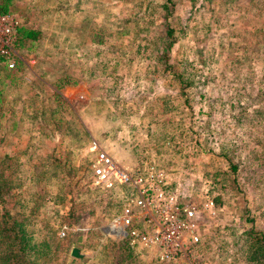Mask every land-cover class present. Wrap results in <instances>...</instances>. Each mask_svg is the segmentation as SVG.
<instances>
[{"label": "rangeland", "instance_id": "obj_1", "mask_svg": "<svg viewBox=\"0 0 264 264\" xmlns=\"http://www.w3.org/2000/svg\"><path fill=\"white\" fill-rule=\"evenodd\" d=\"M10 9L38 34L19 39L14 68L0 67L9 187L0 214L40 244L38 263L84 264L69 251L86 233L97 254L129 252L103 233L123 189L91 186L95 139L128 167L162 163L184 194L209 189L218 210L202 226V251L246 264L250 226L264 230V0H12Z\"/></svg>", "mask_w": 264, "mask_h": 264}, {"label": "built area", "instance_id": "obj_2", "mask_svg": "<svg viewBox=\"0 0 264 264\" xmlns=\"http://www.w3.org/2000/svg\"><path fill=\"white\" fill-rule=\"evenodd\" d=\"M21 27L18 13L0 11V67L16 66ZM88 148L91 186L109 195L123 189L104 235L124 240L136 252L151 251L166 264H215L201 248L202 226L213 223L218 210L209 189L184 194L173 186L168 168L156 160L128 167L95 139Z\"/></svg>", "mask_w": 264, "mask_h": 264}, {"label": "trees", "instance_id": "obj_3", "mask_svg": "<svg viewBox=\"0 0 264 264\" xmlns=\"http://www.w3.org/2000/svg\"><path fill=\"white\" fill-rule=\"evenodd\" d=\"M12 0H0V11L10 9ZM20 38H35L38 32L31 28H20ZM2 106L0 103V114ZM1 167V165H0ZM3 170L0 168V196L3 191L9 188L2 181ZM2 181V182H1ZM251 244L247 249L246 264H264V230H256L251 225ZM40 244L34 242L26 234L22 221H19L13 214L4 210L0 214V264H39L38 256L43 253L39 248ZM33 255V257H31Z\"/></svg>", "mask_w": 264, "mask_h": 264}, {"label": "crops", "instance_id": "obj_4", "mask_svg": "<svg viewBox=\"0 0 264 264\" xmlns=\"http://www.w3.org/2000/svg\"><path fill=\"white\" fill-rule=\"evenodd\" d=\"M87 236H88V233H86L84 236V245L83 244H80V245L72 244L70 246V250L74 245L80 248V251L83 254L82 257L77 258V257L72 256L71 254L70 256L74 258L75 260L84 259V264H128V261H132L134 259L136 260L137 264H145V263L161 264L155 256H154V260H152L151 258H147V254H144V256H142L144 258H141V259L138 258V257H141V255L136 254L137 252L134 251L133 249H129V247H128L129 252L128 253L125 252L124 254H122L123 257H119V258H115V257L111 258L110 254H108L109 250L107 249L102 250V248H100L99 245L98 247L102 251H100V253L97 254L95 250H92L94 246L88 243ZM118 247H119V250H125V249H121L122 248L121 246H118Z\"/></svg>", "mask_w": 264, "mask_h": 264}, {"label": "water", "instance_id": "obj_5", "mask_svg": "<svg viewBox=\"0 0 264 264\" xmlns=\"http://www.w3.org/2000/svg\"><path fill=\"white\" fill-rule=\"evenodd\" d=\"M70 254L74 257H82V252L77 246H73L70 250Z\"/></svg>", "mask_w": 264, "mask_h": 264}]
</instances>
